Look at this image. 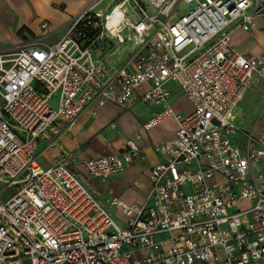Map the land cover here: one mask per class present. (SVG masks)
<instances>
[{"label":"built area","instance_id":"obj_1","mask_svg":"<svg viewBox=\"0 0 264 264\" xmlns=\"http://www.w3.org/2000/svg\"><path fill=\"white\" fill-rule=\"evenodd\" d=\"M260 14L264 0H89L1 54L0 264H264V129L233 116L254 75L264 78V52L248 58L232 34ZM170 82L190 112L169 103ZM139 100L162 105L144 130L177 124L172 139L148 143L162 159L142 202L103 203L91 185L145 162L140 132L120 150L37 162L84 111Z\"/></svg>","mask_w":264,"mask_h":264},{"label":"crops","instance_id":"obj_2","mask_svg":"<svg viewBox=\"0 0 264 264\" xmlns=\"http://www.w3.org/2000/svg\"><path fill=\"white\" fill-rule=\"evenodd\" d=\"M88 2L89 0H0V53H12L20 42L38 35L41 32L40 24L44 21L49 22L53 28L66 25ZM254 23V28L248 31L237 29L232 34V43L236 50L248 58L257 57L264 52V15L256 16ZM62 32L63 30L58 31L49 40H57ZM117 58L118 62L124 59L118 55ZM167 86L172 92L168 101L174 109L184 114L190 112L191 104V109L187 112L178 108L177 104L186 99L175 88V84L170 82ZM161 107L162 105L152 106L139 100L125 108L106 103L99 107L95 114L86 110L69 134L59 137L54 145L40 154L49 155V163L41 165L50 166L63 149L75 151L81 159L120 150L127 137L140 132L143 137L140 143L144 147L145 162L132 164L104 182L105 187L115 194L114 198L123 203H140L150 188L149 169L162 159V155L156 153L148 143L172 139L177 126L172 117H165L164 119H171L174 123L167 135L151 138L147 134L148 130L143 129V124ZM235 110L234 120L243 128L253 129L255 132L264 129V78L258 74L254 75ZM260 117L263 118L261 122ZM100 130L103 132L98 134ZM90 133L96 136L87 146L80 147L86 138L84 136ZM124 192H127L124 199L116 196ZM94 195L103 202L98 194ZM107 206L111 207L108 203Z\"/></svg>","mask_w":264,"mask_h":264},{"label":"rangeland","instance_id":"obj_3","mask_svg":"<svg viewBox=\"0 0 264 264\" xmlns=\"http://www.w3.org/2000/svg\"><path fill=\"white\" fill-rule=\"evenodd\" d=\"M107 2V1H106ZM191 5H187L186 8H189ZM115 45L118 47V51H117V55L118 56H121V57H125L130 51H131V47H132V42L131 41H126L122 44H119L118 42L115 43ZM8 54V53H6ZM1 55V53H0ZM5 58H9V56H5ZM9 63L6 62L5 63V66H7ZM1 73V72H0ZM57 93H55L52 98H51V103L53 104L52 107L53 108H56V100H57ZM178 108H181L183 111L187 112L191 109V106H190V102L189 101H180L178 104H177ZM263 118L260 117L259 119V122H261ZM174 126V123L172 122L171 119H162L158 124H156L153 128L149 129L147 131V134L151 137V138H157L158 136H164V135H167L173 128ZM101 132L103 131H98L97 133L101 134ZM96 136V134H87V136H84L86 137L83 141L82 144H80V147H83V146H87L89 143H91V140ZM157 136V137H156ZM37 162L39 164H48L49 163V155L47 153L45 154H42L40 156H38L36 158ZM256 168H258V166L256 165ZM91 185H92V192L94 194H98L101 198V200L103 202H106V199H110L111 197H113V195H115L114 193H112V190H108L105 185H104V182L101 181V180H97V179H92L91 180ZM127 194V192H124L122 195H116L118 196L119 198H125V195ZM127 202H130V201H127ZM112 214V217L114 218V221L122 226V218L120 217L119 213L116 211V209H114L113 207H109L107 206Z\"/></svg>","mask_w":264,"mask_h":264},{"label":"bare ground","instance_id":"obj_4","mask_svg":"<svg viewBox=\"0 0 264 264\" xmlns=\"http://www.w3.org/2000/svg\"><path fill=\"white\" fill-rule=\"evenodd\" d=\"M116 22H117V18L113 17L112 20L109 21L108 25L109 26H112V25L114 26Z\"/></svg>","mask_w":264,"mask_h":264}]
</instances>
